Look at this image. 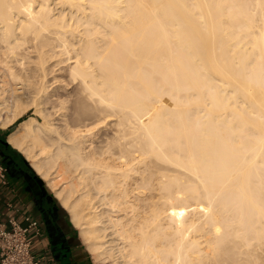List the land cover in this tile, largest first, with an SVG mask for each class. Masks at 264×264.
Instances as JSON below:
<instances>
[{
  "label": "bare ground",
  "instance_id": "bare-ground-1",
  "mask_svg": "<svg viewBox=\"0 0 264 264\" xmlns=\"http://www.w3.org/2000/svg\"><path fill=\"white\" fill-rule=\"evenodd\" d=\"M0 66L28 89L0 73V126L44 95L8 140L99 264H264V0H0Z\"/></svg>",
  "mask_w": 264,
  "mask_h": 264
},
{
  "label": "crops",
  "instance_id": "crops-1",
  "mask_svg": "<svg viewBox=\"0 0 264 264\" xmlns=\"http://www.w3.org/2000/svg\"><path fill=\"white\" fill-rule=\"evenodd\" d=\"M5 132L0 126V138L5 136L7 140L10 133ZM0 160L8 169L6 178L0 177V213L6 218L12 209L16 210L22 225L27 224L26 215L39 220L42 231L40 235L31 233L32 251L44 264H94L70 213L55 193L60 203L48 192L44 182L33 172L35 169L32 171L31 163L1 141Z\"/></svg>",
  "mask_w": 264,
  "mask_h": 264
},
{
  "label": "rangeland",
  "instance_id": "rangeland-1",
  "mask_svg": "<svg viewBox=\"0 0 264 264\" xmlns=\"http://www.w3.org/2000/svg\"><path fill=\"white\" fill-rule=\"evenodd\" d=\"M57 6H59V5H56V7ZM59 7H57V9H58ZM55 10L56 12L60 9H58V10ZM31 44V43H30ZM66 57V56H65ZM67 60V59H66ZM64 61L65 63L67 62V61ZM68 62H69V60H68ZM68 62L65 64V65H63L64 63H62V66H63V68L64 69H60V70H58V72H57V77L59 78L60 77V79H62L61 77H67V78H63L62 80H59V81H54V78L52 77H50V79H48V80H50L49 82H47V83H52V84H50V85H52V86H50L49 84H47V85H49L48 87H50L49 88V90L50 91H53L54 90V87L55 86H58V85H62L57 91H56V97L57 98H61V99H64L65 100V105L66 104H69V105H67V112H68V114L70 115V116H72L71 117V120H73V117H75V120H74V122H79V121H81V120H86V118L87 117H89L88 116V113L87 112H85L84 110H80V108H78L77 109V105H76V93H77V89H76V85H75V83L70 79V77L68 76V72L67 71H65L67 68H65L64 66H66L67 64H68ZM1 67V66H0ZM66 67H68V66H66ZM3 69V70H2ZM61 71V72H60ZM5 72V73H4ZM63 72V73H62ZM0 73L3 75L2 77L5 79V80H7V78H8V82L9 83H11V82H13L15 85H20L21 83L19 82H15V80H12L11 78H10V76L8 75V72L6 71V69L5 68H3V67H1L0 68ZM59 73H61V74H59ZM65 73V74H64ZM59 75V76H58ZM67 75V76H66ZM50 76V75H49ZM52 79V80H51ZM71 80V81H70ZM6 81V82H7ZM52 81V82H51ZM54 81V82H53ZM72 82V83H71ZM53 83L55 84V86L53 85ZM65 83V84H64ZM68 83V84H67ZM71 84V86H68V85H70ZM25 85V87H24V85ZM64 84V85H63ZM22 86H23V89L26 91V90H28V89H26L27 87H26V83H22L21 84ZM20 85V86H21ZM67 86V87H66ZM48 87H47V89H48ZM69 87V88H68ZM65 90H64V89ZM63 89V90H62ZM62 90V91H61ZM48 91V90H47ZM50 91H48V92H50ZM65 91V92H64ZM61 94V95H60ZM26 96H27V94H26ZM26 96H24V97H22L20 100H19V102H20V107H22L21 109H20V107L18 108V109H20V110H24L25 112H24V114L13 124V125H11L10 127H8V128H4L5 129V131H8L9 133L11 132V131H13L18 125H19V123L21 122V121H23L24 119H29V118H31V117H35V122H38V121H40V122H42L43 120H42V114H38L37 115V113L35 112L36 111V108L38 107V103H40V101H41V103H43L42 105L44 106L45 104H44V102H42V100L44 99V95L43 96H41L40 98L39 97H37V96H31V95H28L27 97ZM35 97H36V99H35ZM37 99H38V101H37ZM40 100V101H39ZM60 102H58V99H57V101L56 102H54V104H59ZM22 104V105H21ZM51 104H53L52 102L50 103V105ZM18 105V106H19ZM27 105V106H26ZM29 105V106H28ZM37 105V106H36ZM41 105V106H42ZM32 106V107H31ZM36 106V108H34ZM78 107H79V105H78ZM35 110V111H34ZM69 110V111H68ZM35 112V113H34ZM8 112H6L5 113V115L7 114ZM36 114V115H35ZM39 115H41V118H40V116ZM77 115V116H76ZM36 117H37V120H36ZM56 117H58V116H56ZM19 121V122H18ZM3 128V127H2ZM96 128H94L93 130L94 131H97V130H95ZM103 129V128H102ZM109 129V128H108ZM33 130V129H32ZM101 132H102V130H101ZM8 133V134H9ZM29 144V142H26V145H28ZM22 155H23V157L26 159V161L30 164V161L29 160H27V158L25 157V154H23L20 150H18ZM59 163V164H58ZM63 164V165H62ZM58 165V166H57ZM57 167L55 168L56 169V171H55V173L58 175V176H56L55 177V179H54V182L55 183H57L58 182V184L59 183H61L62 185H66V182L70 179V177L69 178H67V176H68V173L64 170L65 168V166H64V161H63V159H59L58 160V162H57ZM30 166H31V164H30ZM61 166H62V168H61ZM64 166V167H63ZM32 167V166H31ZM32 169L34 170V168L32 167ZM63 169V170H62ZM57 171L59 172V174L57 173ZM62 171V172H61ZM63 171H65V173L64 174H62L61 175V173H63ZM34 172H35V174L44 182V185H45V187L47 188V190H48V192H50L53 196H54V198L59 202V200L55 197V195H54V192H53V190H52V186L51 185H49L48 184V182L47 181H45V179H43V178H41V175L39 176L37 173V171H35L34 170ZM54 173V174H55ZM57 181V182H56ZM65 183V184H64ZM48 184V185H47ZM60 203V202H59ZM68 215H69V213H68ZM69 217H70V215H69ZM77 229V228H76ZM77 231H78V233H79V230L77 229ZM33 234V233H32ZM32 236H34V235H32ZM91 256H92V254H91ZM92 259H93V261H94V264H99V262L98 261H96L95 260V258H93L92 257ZM104 264H111L110 262H105L104 261Z\"/></svg>",
  "mask_w": 264,
  "mask_h": 264
},
{
  "label": "built area",
  "instance_id": "built-area-1",
  "mask_svg": "<svg viewBox=\"0 0 264 264\" xmlns=\"http://www.w3.org/2000/svg\"><path fill=\"white\" fill-rule=\"evenodd\" d=\"M7 166L0 160V177L7 176ZM16 210L12 209L6 216L0 213V264H44L32 251L31 233L41 234L39 220L25 216L26 225H22Z\"/></svg>",
  "mask_w": 264,
  "mask_h": 264
},
{
  "label": "trees",
  "instance_id": "trees-1",
  "mask_svg": "<svg viewBox=\"0 0 264 264\" xmlns=\"http://www.w3.org/2000/svg\"><path fill=\"white\" fill-rule=\"evenodd\" d=\"M18 122H19V121H18ZM5 133H6V135H7L9 132L6 131ZM5 140H6V137H5V136H3L2 138H0V141H1V142L4 141L3 143H4L8 148H10L11 150H13V152L22 155V154L18 151L17 148H14L11 144L5 142ZM31 169H32V168H31ZM32 171H33V169H32ZM33 172H34V171H33Z\"/></svg>",
  "mask_w": 264,
  "mask_h": 264
},
{
  "label": "water",
  "instance_id": "water-1",
  "mask_svg": "<svg viewBox=\"0 0 264 264\" xmlns=\"http://www.w3.org/2000/svg\"><path fill=\"white\" fill-rule=\"evenodd\" d=\"M3 142H4V141H3ZM5 142L9 143L8 139H7V140H5Z\"/></svg>",
  "mask_w": 264,
  "mask_h": 264
}]
</instances>
